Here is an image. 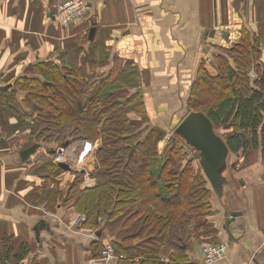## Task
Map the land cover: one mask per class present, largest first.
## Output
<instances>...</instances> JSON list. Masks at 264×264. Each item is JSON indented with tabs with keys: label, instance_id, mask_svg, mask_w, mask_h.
<instances>
[{
	"label": "crops",
	"instance_id": "0c3cea01",
	"mask_svg": "<svg viewBox=\"0 0 264 264\" xmlns=\"http://www.w3.org/2000/svg\"><path fill=\"white\" fill-rule=\"evenodd\" d=\"M60 1L0 0V86L38 59H56L67 52V59L78 64L88 52L84 35L95 25L96 47L89 52L98 56L93 63L97 74L107 75L132 61L148 122L167 131L165 136L170 139V131L188 113L190 88L203 57L215 51L213 45L220 43V36L232 41L244 28L264 34V0H88L87 16L68 28L49 16ZM206 30H214V35H206ZM35 127L28 115L6 108L0 99V245L5 236L11 237L16 250L28 244L30 264H104L100 257L94 258L97 247L93 242L112 243L123 228L125 215L107 226L100 218L110 236L100 238L83 224H73L74 217L82 213L74 208V200L62 205L58 201L56 205L61 206L54 208L52 200L39 192V174L46 173L45 179L53 175L49 180L56 179L51 188L55 190L68 188L75 172L50 175L49 169L36 170V164L21 160L20 152L34 142ZM163 138L160 154L169 145ZM101 143L99 138L92 144L98 149ZM255 155V161L249 156L248 164L239 154L233 157L232 172L238 176H233L235 185L226 190L228 208L242 212L235 221L228 224L225 207L212 195L208 224L213 232L192 247V257L200 264H208L201 252L207 238L227 244L225 258L211 264H264V160L259 152ZM194 164L200 167L199 161ZM159 169L158 164L154 173L159 174ZM96 183L94 173L90 178L83 176L80 189ZM41 219H47L51 230H42L39 242L34 227ZM172 252L164 248L162 256L167 258Z\"/></svg>",
	"mask_w": 264,
	"mask_h": 264
},
{
	"label": "trees",
	"instance_id": "16d2710c",
	"mask_svg": "<svg viewBox=\"0 0 264 264\" xmlns=\"http://www.w3.org/2000/svg\"><path fill=\"white\" fill-rule=\"evenodd\" d=\"M89 33L84 35L88 52L78 64L67 59V52L56 59H38L2 84L9 88L0 90L2 105L35 120L31 145L41 146L27 163L36 164V170L63 173L65 169L53 162L57 148L75 139L102 140L95 153L94 187L80 189L83 176L75 172L68 188L52 190L56 179L40 173L39 192L52 200L54 208L74 200V208L86 214L83 227L93 233L102 229L100 238L108 234V222L125 215L122 230L110 240L122 256L117 264H200L192 257L193 244L213 232L208 224L213 191L202 167L194 164L197 159L189 160L191 152L172 136L159 153L165 134L148 122L136 86L137 68L127 60L123 69L97 74L93 63L98 56L89 52L96 47V38L89 39ZM245 35L219 51V72L208 70L205 62L200 66L188 103L192 111H204L211 118L231 152L248 164L256 151L264 160V67L257 68V88L251 87L248 71L255 65L258 44L253 43V52L250 32L245 30ZM211 241L207 238L205 243ZM93 244L97 247L93 256L99 258L103 243ZM164 248L173 250L167 258L162 256ZM29 253L28 244L16 250L11 237L5 236L0 264H30Z\"/></svg>",
	"mask_w": 264,
	"mask_h": 264
},
{
	"label": "water",
	"instance_id": "95a60500",
	"mask_svg": "<svg viewBox=\"0 0 264 264\" xmlns=\"http://www.w3.org/2000/svg\"><path fill=\"white\" fill-rule=\"evenodd\" d=\"M49 16L54 21L56 20L53 13L49 14ZM96 31L97 27L95 25L91 27L89 39L92 40L95 37ZM214 32V30H206L205 34H210L212 36ZM9 87L10 85L0 86V90H5ZM138 91L140 93L143 92L142 89H138ZM172 138H178L187 147V151L191 152L189 160L197 159L199 161L210 183L213 195L217 196L225 207L226 214L229 217L228 224H231L242 212L233 211L228 208L227 200L229 199L227 197L228 189L226 190V186L231 187L235 185L233 176L237 177L238 175L232 172V167L234 165L233 157L235 154L231 152L222 134L216 129L213 121L204 111H191L188 112L182 121L174 128ZM68 145L69 142L65 143L64 147ZM40 146L39 143H34L23 149L20 152L21 160L23 162H29L32 155L37 152ZM61 151L62 150H60V152ZM88 163L90 164V160H88ZM58 166L65 170H71L70 165L65 162H60ZM45 229L48 231L51 230V224L47 219H41L34 227L36 239L39 240V242L42 241V239H40L41 232ZM102 235V229L96 231L97 237H101Z\"/></svg>",
	"mask_w": 264,
	"mask_h": 264
},
{
	"label": "built area",
	"instance_id": "2783aa9c",
	"mask_svg": "<svg viewBox=\"0 0 264 264\" xmlns=\"http://www.w3.org/2000/svg\"><path fill=\"white\" fill-rule=\"evenodd\" d=\"M88 14V0H62L55 6V17L61 26H71L72 24L84 19ZM69 144L67 147L56 149L53 158L54 164L65 162L70 165L71 171L82 173L85 178L91 177L96 171V147L89 140H80L79 144ZM60 150H62L60 152ZM90 160V164L88 163ZM95 161V169L90 167ZM86 219V214L78 213L73 224L80 227ZM227 244L222 240H213L202 245L201 252L205 263L211 264L222 260L226 256ZM122 257L116 252L114 245L106 242L101 251L100 260L104 264H116Z\"/></svg>",
	"mask_w": 264,
	"mask_h": 264
},
{
	"label": "rangeland",
	"instance_id": "374dc122",
	"mask_svg": "<svg viewBox=\"0 0 264 264\" xmlns=\"http://www.w3.org/2000/svg\"><path fill=\"white\" fill-rule=\"evenodd\" d=\"M61 26V25H60ZM61 27H64V28H68L69 26H61ZM245 30H247L246 28H244L243 30H241V29H239V32H240V35L237 37V39L236 38H234V40H229V36H228V40H226L222 35L220 36V43L218 44V45H213L214 47H215V51H212L213 53H209L210 55H206V57H203V61H202V64H204V62H205V64H206V66L208 67V70H210L211 72H219V68H220V66H218L219 65V61H218V53H219V51L222 49V50H224L223 48H230V47H232V46H234V45H236V43L237 42H239L240 40L242 41V37L245 35ZM249 32H250V38H251V49H252V45H253V43L254 42H256V45L258 44V46H257V50H256V52H255V50L254 49H252V51L253 52H255V59L253 60L254 61V63H255V65H253V66H251V68L249 69V71H248V76H249V78H250V84H251V87H253V88H257V84H256V80L258 79V76H259V73H258V69L257 68H259L260 70L264 67V34L261 32V31H258V32H254V31H252V30H248ZM224 33V32H223ZM247 35V34H246ZM245 35V36H246ZM250 38H248V40L250 41ZM83 42H84V40H83ZM206 54V53H205ZM205 54H204V56H205ZM96 58H94V60H95ZM97 59H98V57H97ZM201 64V65H202ZM200 65V66H201ZM200 66H199V68H200ZM218 66V67H217ZM199 68H198V71H199ZM198 71H197V75H196V77L198 76ZM196 79V78H195ZM6 79H4V81H5ZM194 81L195 80H193V82H192V84L194 83ZM192 86V85H191ZM190 90H191V88H190ZM190 94V93H189ZM188 100H189V97H188ZM191 107H190V105H189V103H188V110H187V112H189V111H192L191 109H190ZM24 115H26V114H24ZM27 116V115H26ZM28 117H29V120H30V123L31 124H34V126H36V124L35 123H33V121H35V120H32L31 119V116L30 115H28ZM33 118V117H32ZM182 121V120H181ZM36 128V127H35ZM35 128H34V130H35ZM158 128V127H157ZM164 134H166L167 133V131H165V130H163V129H161V128H159ZM172 129V128H171ZM170 133H171V135H172V132L170 131ZM165 137V139H168V142H170V138H167L166 136H164ZM171 137V136H170ZM83 139V138H82ZM164 139V138H163ZM81 139H75V140H73L72 141V143L71 144H74V143H79V141H80ZM90 141V140H89ZM92 142V141H91ZM95 141H93L92 143H94ZM161 142H164V140H162ZM163 148V147H162ZM97 150V149H96ZM256 152H254V154H250V157L253 159V161H255L256 160ZM231 156V155H230ZM232 157H233V155H232ZM230 158V157H229ZM251 159V160H252ZM229 160V159H228ZM96 165H97V162H96ZM90 169H91V171H93L94 169H95V164L93 163L92 165H91V167H90ZM81 175H83L82 173H80ZM84 176V175H83ZM86 178H90V177H86ZM75 180V179H74ZM82 184V183H81Z\"/></svg>",
	"mask_w": 264,
	"mask_h": 264
}]
</instances>
